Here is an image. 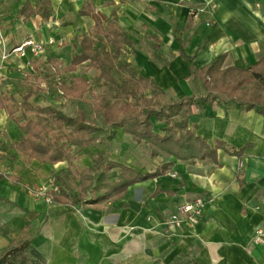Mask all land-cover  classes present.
<instances>
[{
    "label": "crops",
    "instance_id": "0c3cea01",
    "mask_svg": "<svg viewBox=\"0 0 264 264\" xmlns=\"http://www.w3.org/2000/svg\"><path fill=\"white\" fill-rule=\"evenodd\" d=\"M86 1L103 19L117 14L133 40V47L124 51L128 61L141 75L153 78L172 101L206 97L204 79L194 69L217 57H224L223 70L248 69L264 56V0H214L212 26L204 24L210 14L196 26L188 14L192 4L212 0H53L54 19L24 20L17 15L31 27L10 38L44 42V52L35 60L45 63L41 68L50 66L60 42L76 36L81 40L92 31L94 20L80 13ZM28 58L9 61L17 64ZM202 88L205 94H199ZM193 111L190 128L212 147L224 143L215 159L152 157L148 144L133 142L136 146H126V162L112 160L143 174H154L164 164L166 171L131 185L118 200L64 212L30 189L44 181L47 167L62 163L30 160L17 150L13 144L19 131L0 110V227L10 229L0 230L1 254L30 222L33 245L46 264H264V243L256 242L259 231L264 235V115L241 109L236 100L223 96L201 109L194 105ZM120 129L119 136L130 137ZM141 146L147 150L142 155ZM197 198L209 203L198 224L167 226L180 202Z\"/></svg>",
    "mask_w": 264,
    "mask_h": 264
},
{
    "label": "trees",
    "instance_id": "16d2710c",
    "mask_svg": "<svg viewBox=\"0 0 264 264\" xmlns=\"http://www.w3.org/2000/svg\"><path fill=\"white\" fill-rule=\"evenodd\" d=\"M80 13L90 16L95 24L89 34L83 35L78 51L72 54L64 71L76 72L80 66L89 64L96 74L93 80L79 76L63 81V95L68 100L83 99L94 82L111 87L113 95L99 99L94 105L95 110L106 124L122 128L136 144H148L152 157L216 158L217 149L224 147V143L217 141L212 147L190 128L194 105L201 109L204 103H212L218 96L225 95L236 100L239 108L255 109L264 115V98L260 94L264 91V56L248 69L231 67L223 70L224 57H217L202 69H194L204 79L206 97L168 101L164 89L153 78L141 75L128 61L124 51L133 47V40L120 25L117 14L114 12L103 19L88 1ZM17 15L24 20L37 16L44 21L52 20L55 17L53 0H24ZM181 53L192 60L185 54L183 46ZM231 77L235 79L232 81ZM39 84L40 81L32 83L20 96L12 89L0 86V110L6 111L19 131L18 141L13 144L17 150L28 155L30 160L51 165L66 164L65 168L52 174L53 186L46 193V197L62 206L64 212L118 200L131 185L166 171L164 164L154 174H143L123 162L110 159L102 150L91 154L90 166L81 165L82 154L98 141L100 128L50 104L39 103ZM31 228L32 224L27 222L20 237L10 240L0 255V264H46L43 254L33 245Z\"/></svg>",
    "mask_w": 264,
    "mask_h": 264
},
{
    "label": "rangeland",
    "instance_id": "374dc122",
    "mask_svg": "<svg viewBox=\"0 0 264 264\" xmlns=\"http://www.w3.org/2000/svg\"><path fill=\"white\" fill-rule=\"evenodd\" d=\"M22 3L23 0H4L0 4L2 12V26L3 30L6 31L4 36L8 45H14L19 41L16 36H14V39L10 38V36L16 35L24 28L31 27L30 24H25L24 21L17 16V11L21 7ZM71 40L72 41L70 42L65 41L63 44H58L59 48L56 49L58 55L54 57L53 62H50V66L46 65L41 68V64L45 63L42 60H35L36 58H30L29 61L28 58L27 60L25 59L17 64H13V62L8 60L2 65L3 67L0 71V86L10 88L15 94H17V96H20L19 94L25 93L26 87L36 81H40V90L37 91V101L39 103L50 104L58 109H61L64 113L70 116L79 117L99 127V139L94 147L87 149L82 154L79 160L81 165H90L91 154H95L100 150L105 151L106 155L110 159H118L126 162V146L130 149L131 145H136L129 136H125L122 133L121 136H119L118 133L121 129L115 125L106 124L100 113H98L94 107L95 103L99 99L105 96L113 95L114 90L109 86H100L94 82L89 93L83 99L68 100L63 95L61 88V83L63 81H69L70 79L79 76H88L93 80L96 74L95 70L91 68L89 64L80 66L76 72L69 73L64 71V68L71 62L72 54L78 51L77 49L80 40L79 36L73 37ZM37 66L40 69H37ZM229 79L233 81L235 78L231 77ZM199 94H205L203 88L199 91ZM260 94H262V97L264 98V91H261ZM166 100L172 101L173 98L167 96ZM140 148L141 150H138V153L142 155V150H146V147L141 146ZM65 167V163L53 167H47L46 172L43 171L45 175L44 181H42L37 187L31 186L30 189L33 194L36 197L45 198L46 195L44 194L50 190L51 182L53 181L52 173L58 172ZM45 200L49 203L50 207L54 206L51 201H48L47 199ZM0 230L9 231L10 229L4 226L0 227Z\"/></svg>",
    "mask_w": 264,
    "mask_h": 264
},
{
    "label": "built area",
    "instance_id": "2783aa9c",
    "mask_svg": "<svg viewBox=\"0 0 264 264\" xmlns=\"http://www.w3.org/2000/svg\"><path fill=\"white\" fill-rule=\"evenodd\" d=\"M185 1V0H180ZM1 4V0H0ZM217 8L214 0L209 1L203 5L192 4L189 7L188 14L189 18L194 26L201 23L202 16L205 14H210L207 19L204 20L206 26H212L214 20L212 18L213 11ZM2 12L0 9V71L2 65L6 63L11 57L17 59L32 57H39L45 49V43L37 41L31 37L22 40L21 42L8 45L6 43V38L4 36V30L2 26ZM55 24V23H54ZM58 25V23L56 24ZM50 43H55L54 39L49 41ZM60 44H62L60 42ZM1 80V79H0ZM53 186V181L51 182ZM47 193V192H46ZM46 195V194H44ZM48 201H51L49 197H45ZM208 202L204 199L197 198L191 201H183L177 205L176 210L171 214L169 219L166 221V224L170 228H181L185 224L196 225L202 219L207 207ZM256 242L264 243V235L259 231L258 236L256 237Z\"/></svg>",
    "mask_w": 264,
    "mask_h": 264
},
{
    "label": "bare ground",
    "instance_id": "6f19581e",
    "mask_svg": "<svg viewBox=\"0 0 264 264\" xmlns=\"http://www.w3.org/2000/svg\"><path fill=\"white\" fill-rule=\"evenodd\" d=\"M170 39V38H169Z\"/></svg>",
    "mask_w": 264,
    "mask_h": 264
}]
</instances>
